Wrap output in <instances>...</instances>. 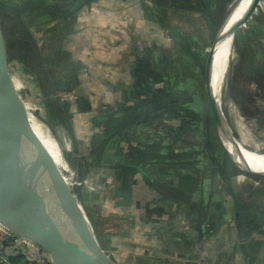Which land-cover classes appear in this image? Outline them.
I'll list each match as a JSON object with an SVG mask.
<instances>
[{"label": "crops", "instance_id": "1", "mask_svg": "<svg viewBox=\"0 0 264 264\" xmlns=\"http://www.w3.org/2000/svg\"><path fill=\"white\" fill-rule=\"evenodd\" d=\"M139 6L133 0H99L81 16L70 36L73 46L69 55L79 71L77 85L67 92L70 96L59 100L67 117L62 122L54 119L52 113L43 118L52 144L56 143L53 146L59 148L61 163L47 151L66 182L68 177L64 173H74L73 164L93 163L90 157L95 140L103 135L106 127L98 121L101 117H117L122 110L155 100L153 55L170 40L159 26L146 18V12ZM160 128L155 114L141 118L136 127L128 130L127 139L120 141L121 154L134 156L135 150L142 143L151 142ZM109 164L94 170L88 166L94 179L93 188L89 189L85 182L72 189L78 202L79 191L87 189L88 194L97 195L102 203L110 205L85 207L87 211L81 207L92 229L88 215L93 213L101 217L127 216L131 221L129 229L110 238L109 251L120 252L119 259L111 255L117 263L124 264L125 260L134 258L160 264H257L254 251L258 244L264 243V217L255 213H264V207L252 204L250 192L247 191L245 199L240 191H235L240 212L237 214L233 202L228 207L226 221L207 239L201 193H194L189 203H172L155 184L169 181V186L177 185L175 180L166 178L168 173L164 170L156 166L155 173L152 166L147 171L142 169L141 173L136 169L129 181L123 183L121 173ZM103 184L106 186L102 188ZM124 188H127L129 203L121 206L118 194ZM257 231L263 238H256ZM93 232L96 236L94 229ZM3 241L0 230V250L6 253L11 264H30L16 256L10 246H4ZM116 243L120 244L119 248L114 246ZM38 255L49 258L43 250ZM124 255L125 259L121 260Z\"/></svg>", "mask_w": 264, "mask_h": 264}, {"label": "rangeland", "instance_id": "2", "mask_svg": "<svg viewBox=\"0 0 264 264\" xmlns=\"http://www.w3.org/2000/svg\"><path fill=\"white\" fill-rule=\"evenodd\" d=\"M133 1L137 2L138 5L143 7L146 13H153L155 12L156 5H158L157 1H169V3H175L178 5L182 0ZM240 2L241 0H212V10L218 12L219 21L216 22L218 24L214 30H209L212 33V37L210 33L207 41L208 44L206 48H203L204 51L199 50L201 55L204 57V61L202 63V75L204 76L201 78V76L198 75L196 77L192 76L188 79H184V82L176 87L178 92L185 91L193 99V103L191 104L193 107V112L200 116L193 120L191 115V120L196 121L197 126L191 125L190 122L188 124H184L181 120L175 118L173 115L170 116L169 120L166 118L167 116L165 113H163L160 115L161 119L159 120L161 128L151 137L152 140L156 138L162 142L160 151L163 156L167 153H172L173 156L188 157L193 156V152L198 153L197 156L200 157V160L202 159V163L196 168L199 169V180L202 178L200 185L203 192V209L206 210L205 216L207 217L208 222H211L212 220L210 216L219 215L222 209L224 210V207H232V192L235 191H240V195H242L245 199L248 197L247 191L250 192L252 204L256 207H264V174H250L248 172H244L232 160L220 138V132L216 127L211 106L208 102L206 94L205 67L207 59L212 46L218 38L223 26L228 21L232 12L240 4ZM96 4L97 2H93L92 4L85 5L84 8L80 9L78 14L74 17V23H78V20L81 18V16L84 13L90 11L92 7H95ZM13 5H15L14 0H0V42L6 49V63L8 70L11 74L16 94L23 108L25 124L28 126V128H33L36 135L42 141L45 148L50 152L56 162L58 160V163H61V158H59V156H61V154H59V148L53 146L56 143L54 141L52 144L49 133L46 130V126L48 125L44 122L43 118L50 116L52 113L54 119H61V122L63 119H65L64 114L57 112V110H60L58 107H61L59 102L61 99L60 97L70 96L67 95V92L60 90V87L57 84V79H61L58 77V74H60V72L65 73V71L62 68L57 69L50 65L47 68L49 73H47L44 64H41L42 67L39 66L35 68L36 70L32 71L28 67L31 65H24L20 59H16L15 53L16 40L22 34L24 35L26 33L28 38L30 35L34 41L36 40L38 48L44 52V32L51 29L54 26V22L51 20H41L39 25L36 20L32 19L30 21V19H22V21L26 24L25 27L21 28L18 21L16 22L18 19L17 17H15V20L14 18L12 19L11 16L4 15V13L9 14L10 9L13 10ZM22 7L24 6H21L20 8ZM143 9L140 8L138 10L142 12ZM169 11L173 10L169 9ZM11 15L14 16V12ZM191 15L193 16L194 14ZM175 16L177 19L180 18L179 15ZM24 17L25 14H21L19 19ZM44 21L45 25L43 26ZM261 23H264V0L258 1V4L256 5L252 15L248 18L246 23L238 29L234 36L232 61H230L228 65L224 77V84L220 91L221 93L217 96V98L219 106L222 107H220V109L222 111L229 136L237 144L243 146L246 150L259 155H264V90L259 85V76L256 67L252 68L248 66V62L250 63L248 55H251L253 61H257L258 57H260V65H264V56L261 54V48L257 46L254 40L249 38L252 31L257 32L256 28ZM16 26H19V29H17ZM261 26L264 27V24ZM206 28L207 27L204 28V31ZM251 29L252 31H250ZM71 34L65 36L64 40L61 42V50L68 54L71 53L73 46V41L70 39ZM168 39L170 42L167 40L165 45H162L159 48H172V45L174 44L173 40L170 37ZM256 39L264 43V34L260 36L257 34ZM42 58L43 55H41L40 60H42ZM73 63L75 62L73 61ZM28 70H31V72ZM39 72L40 74H46L44 75L45 77L42 76V82H45L47 90H49V86L47 85H50L51 83L57 93L52 94L49 91L47 93L45 92L46 88H43L38 81V75H40ZM60 85L62 86V82ZM167 87L168 89L172 88L171 86ZM165 88L166 85L164 81H161L160 83L158 82L156 84V89L158 91H162ZM241 102H244L245 105L242 106ZM228 105H230V108ZM205 129L208 130L206 133L204 132ZM131 137L134 138V136ZM131 140L133 141V139ZM158 143L159 142H157V144ZM118 147L119 152H121L120 148L123 147H120L119 145ZM124 150L125 149H123V151ZM117 154L120 155L121 153ZM72 168L75 170L74 173L71 171L64 173V175L68 177L67 183L71 188H79L80 186L84 185L85 182L88 184L89 189L93 188L94 179L92 178L93 175H91L88 171L89 167L86 168V166H83V164L76 163L75 165L73 164ZM137 168L143 169L138 166L136 169ZM262 169L264 171V165L261 166V169H257V171H261ZM153 172H157L155 165ZM166 178L175 180L173 177L170 178L169 176H166ZM159 182L164 186L169 185V181L166 183L162 181ZM105 186L106 185L103 184L102 188ZM86 190L87 189L81 190V193H78V199L80 202L79 207H110L109 204L106 205V203H102L103 201L99 196L88 194ZM138 197L141 196L139 195ZM245 199L244 201L246 202ZM85 210L87 211L86 208ZM96 210H99V208H96ZM99 212L101 211L99 210ZM257 233L258 231L255 232L256 238H263ZM99 245L104 250V246H102L100 242ZM111 246L112 245L109 241L107 245L108 248H105V251L110 256L112 255L113 257L118 258L117 255H120V252L116 251L113 253V251H109ZM114 246L119 248L120 244L118 245V243H116ZM125 257L126 255H124V258L121 260L125 259ZM260 262H257V264H264V262ZM128 264L143 263H141L139 259L136 260L132 258Z\"/></svg>", "mask_w": 264, "mask_h": 264}, {"label": "trees", "instance_id": "3", "mask_svg": "<svg viewBox=\"0 0 264 264\" xmlns=\"http://www.w3.org/2000/svg\"><path fill=\"white\" fill-rule=\"evenodd\" d=\"M98 1L99 0H14L15 5L12 7L13 10L10 9V13H4V15L11 16L12 19L14 18L15 20V17H17L18 19L16 22L18 21L21 28L25 27L26 24L22 19H30V21L32 19L36 20L39 25L41 20H51L54 22V26L44 32V52L38 48L36 40L34 41L30 35L28 38L26 33L24 35L22 34L16 40V59H20L24 65L30 64L32 67H28L32 71L36 70L35 68L41 66V64H44L47 73H49L47 68L50 65L57 69L62 68L65 73L58 70L60 72L58 77L61 79L56 78L60 90L69 92L74 89L78 82L77 74L79 67L73 63L68 53L61 50V42L64 40L65 36L74 33V29L77 25L76 22L74 23V17L78 14L80 9L84 8L85 5ZM157 3L158 5H156L155 12L146 13V18L159 26L168 37L172 38L174 43L172 45L173 47L170 49L158 48L157 52L153 55L154 73L156 74L155 80L157 83L164 81L166 88L162 91L157 90L155 100L149 103L136 104L133 107L122 110L118 113L117 117H101L98 121H102L106 124L105 132L103 135L96 138V143H94L93 152L90 157L93 163H89L88 166L90 169L94 170L110 163L108 166H113L121 173V182L127 183L129 178L136 173L137 166L147 171L150 167L155 165L160 168L161 171L164 170L168 173V176L170 178L173 177L177 182L175 187L159 185L157 182L155 183L163 192L165 199L172 203L186 204L190 202L194 193L199 192L203 195L200 185L202 178L199 180V169L196 168L202 163V159L200 160V157L197 156L198 153L193 152L194 155L188 157L173 156L172 153H167L163 156L160 151L162 142L155 138L152 140L153 142L142 143L140 146L141 148L136 149L132 157L117 154L121 153L118 148L120 141L127 139L129 136L128 130L136 127L137 122L143 117L147 118L155 114V118L159 121L161 119L160 115L165 113L167 116L165 117L169 120L170 116L173 115L184 124L190 122L191 125L197 126V122L193 120L200 116L193 112V107L191 106L193 99L191 96L185 91L178 92L176 87L181 85L184 79H188L192 76L196 77L198 75H200L201 78L204 76L202 75L204 57L199 50L204 51L203 48H206L210 33L218 24L216 22L219 21V14L217 11L212 10V0H182L178 5L169 3V1H157ZM21 6L24 7L20 8ZM169 9L173 11H169ZM13 12L14 16L11 15ZM21 14H25V17L19 19ZM191 14L194 15L192 16ZM175 15H179L180 18L177 19ZM263 24L264 23H261L256 28L257 32L251 29L250 31L252 32L249 37L261 48L262 56H264V43L256 39V36L257 34L258 36L264 34V27L261 26ZM44 25L45 21L43 23V26ZM19 26H16L17 29H19ZM205 27L207 28L204 31ZM41 55H43L42 60H40ZM248 57L251 63L248 62V66L252 68L256 67L259 76V85L264 90V65H260V57H258L257 61H253L251 55H248ZM31 70L28 71L31 72ZM44 75L46 74L41 73L38 75V81L43 88H46L45 82H42V76ZM61 82L62 86L60 85ZM47 86H49V90L46 88V93L48 91L52 94L57 93L51 83ZM167 86H171L172 88L168 89ZM241 105L243 106L245 103L241 102ZM58 108H60V110H57V112L64 114L66 118V109L64 110L62 105ZM191 115L193 120H191ZM207 131L208 130L205 129L204 132L206 133ZM157 142L159 143L157 144ZM88 166L86 164V167ZM234 172L236 174L235 169ZM79 193L81 192L79 191ZM118 197L120 198L118 201L119 205H127L129 203L127 188H124L118 194ZM202 207H204V203ZM205 211L206 210L203 209L202 214L207 228L206 238L208 239L217 231L224 221H226L229 216V208L224 207V210L222 209L219 215L210 216L212 219L211 222H208ZM255 215L264 217L263 212L257 211ZM88 217L104 249L108 248L107 245L112 235L121 234L132 225L127 216L101 217L98 213H93L89 214ZM256 228H259L258 225ZM254 255L256 256V263L260 261L264 262V243L257 245V250L254 251ZM130 261L131 260H125L124 264H128ZM141 263L160 264L153 261Z\"/></svg>", "mask_w": 264, "mask_h": 264}, {"label": "water", "instance_id": "4", "mask_svg": "<svg viewBox=\"0 0 264 264\" xmlns=\"http://www.w3.org/2000/svg\"><path fill=\"white\" fill-rule=\"evenodd\" d=\"M259 0H251L244 15L234 27L238 29L252 15ZM216 39L206 62V94L220 138L228 134L218 98L212 86V67ZM6 49L0 42V168L18 169L21 179L12 182L16 191L31 205L28 220L13 212L11 219L0 204V226L12 234L31 241L46 252L53 264H119L105 250L91 228L86 215L79 207L73 189L63 179L47 149L28 128L23 117V108L16 94L7 66ZM229 135V134H228ZM232 160L244 172L247 166L239 165L223 142ZM137 170L143 173L142 169ZM232 198L237 214L240 204L236 192Z\"/></svg>", "mask_w": 264, "mask_h": 264}, {"label": "bare ground", "instance_id": "5", "mask_svg": "<svg viewBox=\"0 0 264 264\" xmlns=\"http://www.w3.org/2000/svg\"><path fill=\"white\" fill-rule=\"evenodd\" d=\"M250 2L251 0H241L240 4L234 9L228 21L223 26L218 36L217 43L215 44L214 63L212 67V86L216 96L221 93L220 91L224 84L225 73L230 61H232L231 59L233 54L234 27L236 26L240 18L244 15ZM228 106L230 108V105ZM222 139L223 142L226 143V145L230 148L232 156L236 161H238L239 165L247 166L249 171L251 172L264 174L263 169L261 171H257V169H261V166L264 165V155H259L246 150L243 146L237 144L228 134L222 137ZM20 176L21 175L18 169L7 170L0 168V204L2 207H4L6 214L11 219L16 220L15 218L17 217V215H15V213L13 212H18L21 215H24L29 220L32 212L28 207H31V205L16 191L12 183L8 184L5 181L7 179H10L12 182H14L15 180H20Z\"/></svg>", "mask_w": 264, "mask_h": 264}, {"label": "built area", "instance_id": "6", "mask_svg": "<svg viewBox=\"0 0 264 264\" xmlns=\"http://www.w3.org/2000/svg\"><path fill=\"white\" fill-rule=\"evenodd\" d=\"M0 230L4 234L3 245L10 246L14 254L23 258L25 262L30 264H53L50 256L43 259L38 255L41 249L31 241L20 238L1 226ZM0 264H11L8 256L2 250H0Z\"/></svg>", "mask_w": 264, "mask_h": 264}]
</instances>
